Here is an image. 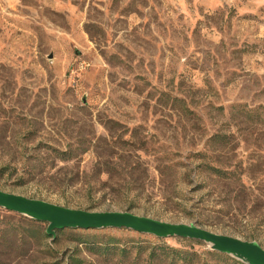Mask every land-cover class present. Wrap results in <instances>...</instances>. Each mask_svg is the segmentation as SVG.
I'll use <instances>...</instances> for the list:
<instances>
[{"label":"rangeland","instance_id":"1","mask_svg":"<svg viewBox=\"0 0 264 264\" xmlns=\"http://www.w3.org/2000/svg\"><path fill=\"white\" fill-rule=\"evenodd\" d=\"M70 146L88 150L60 159ZM0 167L7 192L264 247V0H0ZM28 219L0 209L7 264L241 262L125 228L45 237Z\"/></svg>","mask_w":264,"mask_h":264},{"label":"water","instance_id":"2","mask_svg":"<svg viewBox=\"0 0 264 264\" xmlns=\"http://www.w3.org/2000/svg\"><path fill=\"white\" fill-rule=\"evenodd\" d=\"M0 208L46 222V232L55 238L58 230L125 228L159 238L182 237L200 240L244 264H264V247L258 241L219 234L194 223H171L130 211H88L31 198L0 189Z\"/></svg>","mask_w":264,"mask_h":264},{"label":"trees","instance_id":"3","mask_svg":"<svg viewBox=\"0 0 264 264\" xmlns=\"http://www.w3.org/2000/svg\"><path fill=\"white\" fill-rule=\"evenodd\" d=\"M86 150H88V148H86V147L85 148H79V147L70 146L66 150H58V149H56L55 152H57L58 157L60 159H62V160H70V159H73L74 157H77V156L81 155ZM211 168H212L214 173H217L220 176H222L223 173L227 174L226 170H224V169H221V168H218V167H211ZM6 170H7L6 167H0V174H2V175L5 174ZM161 173H163V172H161ZM26 174H27V172H26ZM0 209L4 210L6 212H11V211H8V210L3 209V208H0ZM29 222L31 224L32 229L39 230V224L42 221L31 219V220H29ZM14 230H16V229L15 228L12 229L11 227L1 228V226H0V233H1L0 234V240H1L0 241V264H7L6 261H5V258H7V255H9L10 250H12L14 248H17V246H18V243H16L15 239L11 240V238H10L11 233H13V235L15 237H17V230L16 231H14ZM43 235L45 237H52L49 234L48 235L43 234ZM216 254H219V253L216 252ZM236 263L237 264H244V263H241V262H238V261Z\"/></svg>","mask_w":264,"mask_h":264}]
</instances>
